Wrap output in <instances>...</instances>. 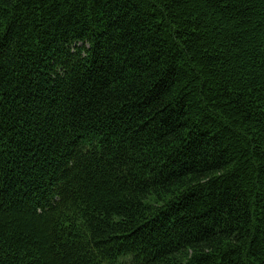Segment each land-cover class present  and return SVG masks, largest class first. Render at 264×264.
Segmentation results:
<instances>
[{
  "label": "trees",
  "instance_id": "obj_1",
  "mask_svg": "<svg viewBox=\"0 0 264 264\" xmlns=\"http://www.w3.org/2000/svg\"><path fill=\"white\" fill-rule=\"evenodd\" d=\"M0 264H264V0H0Z\"/></svg>",
  "mask_w": 264,
  "mask_h": 264
}]
</instances>
